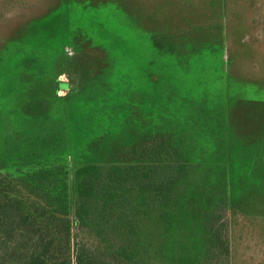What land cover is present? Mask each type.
I'll list each match as a JSON object with an SVG mask.
<instances>
[{
    "label": "rangeland",
    "instance_id": "374dc122",
    "mask_svg": "<svg viewBox=\"0 0 264 264\" xmlns=\"http://www.w3.org/2000/svg\"><path fill=\"white\" fill-rule=\"evenodd\" d=\"M26 155L184 160L169 236L155 213L147 239L197 240L223 183L231 264H264V0H0L5 172Z\"/></svg>",
    "mask_w": 264,
    "mask_h": 264
},
{
    "label": "trees",
    "instance_id": "16d2710c",
    "mask_svg": "<svg viewBox=\"0 0 264 264\" xmlns=\"http://www.w3.org/2000/svg\"><path fill=\"white\" fill-rule=\"evenodd\" d=\"M29 157L14 173L0 161V264H231L218 215L228 206L223 183L197 240L175 249L147 239L140 222L155 213L169 236L168 211L191 170L184 160L84 162L68 174L62 164L29 165Z\"/></svg>",
    "mask_w": 264,
    "mask_h": 264
}]
</instances>
